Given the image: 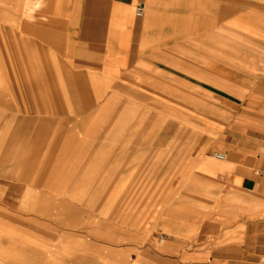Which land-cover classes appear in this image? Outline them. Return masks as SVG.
<instances>
[{
  "label": "crops",
  "instance_id": "crops-1",
  "mask_svg": "<svg viewBox=\"0 0 264 264\" xmlns=\"http://www.w3.org/2000/svg\"><path fill=\"white\" fill-rule=\"evenodd\" d=\"M202 88L225 128L171 130ZM262 210L264 0H0V264H264Z\"/></svg>",
  "mask_w": 264,
  "mask_h": 264
},
{
  "label": "rangeland",
  "instance_id": "rangeland-1",
  "mask_svg": "<svg viewBox=\"0 0 264 264\" xmlns=\"http://www.w3.org/2000/svg\"><path fill=\"white\" fill-rule=\"evenodd\" d=\"M230 18V19H229ZM228 19H217L213 21V26H203L202 31V41H201V47L203 49H213V55L220 56L223 54H240L243 49H246L248 47H251L250 45L253 43L251 40H249V30L252 29V26H248L247 24L243 23V19L241 15H235L234 17H229ZM232 18V19H231ZM228 21V23H227ZM257 26H255L256 28ZM211 29H213V34L210 33ZM218 59V57H215ZM220 58V57H219ZM189 90H187L185 104L184 105H173L171 106V114L169 119V127L170 129H178L180 125L177 121L176 110L177 107L184 108L186 110L187 114V122H186V129L191 130L193 129V124L199 125L201 129H209L210 128V122L213 123V119H216L218 124L221 125L223 128H225L226 118L227 117V111L225 110V106L222 105H216L210 103V97H216V96H225V89H204L197 90L196 94L189 93ZM190 92H193L191 90ZM161 106H154V112L155 114L160 112ZM159 108V109H158ZM241 106H235V109L233 111V115L235 116L237 112H240ZM231 114V113H230ZM196 116V117H193ZM204 134L202 133L201 140L207 139ZM177 136H170L169 141L171 145L177 144ZM161 142H159L160 144ZM174 148V147H173ZM161 155V154H155V156ZM171 156V160H177V153H173L172 151L169 153ZM170 177L174 176L177 177V169H171L170 170ZM150 187V186H148ZM158 185L154 186V189L156 190ZM155 208H162V204L160 201L155 200ZM145 207V204L141 206V209ZM261 217H264V210L261 212ZM146 221V218H143ZM95 217H92L89 219V224L93 225L95 223ZM144 220H142V224L149 225V222L146 223ZM102 253L103 251L106 253V257H113L116 256L114 254V250L106 248V250H100ZM91 256L98 257V250L97 249H91ZM118 256V255H117ZM100 261L103 264H114L113 260H109V258L106 259H100ZM97 264V263H92Z\"/></svg>",
  "mask_w": 264,
  "mask_h": 264
},
{
  "label": "built area",
  "instance_id": "built-area-1",
  "mask_svg": "<svg viewBox=\"0 0 264 264\" xmlns=\"http://www.w3.org/2000/svg\"><path fill=\"white\" fill-rule=\"evenodd\" d=\"M142 11H143V6L142 5H139L136 9V15L139 16L142 14ZM215 157L218 158V159H224V155L222 154H218L216 153L215 154Z\"/></svg>",
  "mask_w": 264,
  "mask_h": 264
}]
</instances>
